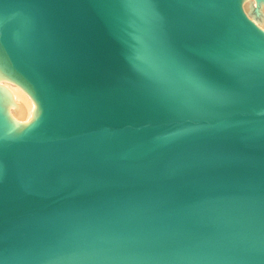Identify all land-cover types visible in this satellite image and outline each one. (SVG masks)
<instances>
[{"label":"water","instance_id":"water-1","mask_svg":"<svg viewBox=\"0 0 264 264\" xmlns=\"http://www.w3.org/2000/svg\"><path fill=\"white\" fill-rule=\"evenodd\" d=\"M0 264H264V0H0Z\"/></svg>","mask_w":264,"mask_h":264}]
</instances>
